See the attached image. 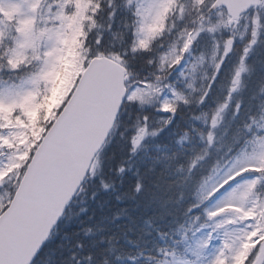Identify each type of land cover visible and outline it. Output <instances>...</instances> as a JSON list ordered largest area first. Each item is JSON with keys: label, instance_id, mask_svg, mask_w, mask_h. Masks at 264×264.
<instances>
[{"label": "snow or ice", "instance_id": "snow-or-ice-1", "mask_svg": "<svg viewBox=\"0 0 264 264\" xmlns=\"http://www.w3.org/2000/svg\"><path fill=\"white\" fill-rule=\"evenodd\" d=\"M0 264H264V0H0Z\"/></svg>", "mask_w": 264, "mask_h": 264}]
</instances>
